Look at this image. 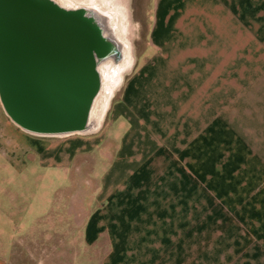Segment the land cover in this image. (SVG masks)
Returning a JSON list of instances; mask_svg holds the SVG:
<instances>
[{
  "label": "crops",
  "instance_id": "crops-1",
  "mask_svg": "<svg viewBox=\"0 0 264 264\" xmlns=\"http://www.w3.org/2000/svg\"><path fill=\"white\" fill-rule=\"evenodd\" d=\"M152 9L112 105L124 131L103 202L80 230L93 258L78 264H264V0H152ZM0 155L5 176L31 166L20 150ZM5 233L0 264H20Z\"/></svg>",
  "mask_w": 264,
  "mask_h": 264
},
{
  "label": "rangeland",
  "instance_id": "rangeland-1",
  "mask_svg": "<svg viewBox=\"0 0 264 264\" xmlns=\"http://www.w3.org/2000/svg\"><path fill=\"white\" fill-rule=\"evenodd\" d=\"M55 1L66 11L87 16V9L80 0H64L67 4L63 6L68 8L60 5L63 0ZM128 5L135 26L131 44L136 62L147 43L152 0H128ZM131 74L129 72L124 77L102 127L96 133L53 135L29 132L10 118L0 100V146L20 150L23 161L32 166L22 175L9 167L7 176L0 171L3 207L0 227L4 226L7 231L5 238H14V252L21 258L20 264H61L60 259L62 264H78L93 258L80 230L88 215L103 202L98 197L104 195L100 194V189L103 190L100 185L115 154L117 143L113 137L124 131L123 119L115 122L111 109L121 98ZM112 120L119 122L118 131H113ZM2 163L0 155V167ZM12 197L14 200L10 202ZM12 223L20 225L19 232L12 230ZM29 227L33 229L29 230ZM24 240L31 244H25Z\"/></svg>",
  "mask_w": 264,
  "mask_h": 264
},
{
  "label": "water",
  "instance_id": "water-1",
  "mask_svg": "<svg viewBox=\"0 0 264 264\" xmlns=\"http://www.w3.org/2000/svg\"><path fill=\"white\" fill-rule=\"evenodd\" d=\"M72 13L44 0H0V100L27 131L86 125L99 86L98 40Z\"/></svg>",
  "mask_w": 264,
  "mask_h": 264
},
{
  "label": "bare ground",
  "instance_id": "bare-ground-1",
  "mask_svg": "<svg viewBox=\"0 0 264 264\" xmlns=\"http://www.w3.org/2000/svg\"><path fill=\"white\" fill-rule=\"evenodd\" d=\"M44 1L60 8L55 0ZM79 2L87 9V16L85 17L81 12L72 14L91 27L98 40V47L93 49V54L99 86L90 104L85 127L68 132L52 133L53 135L90 134L99 131L114 94L135 62L131 44L135 26L131 21L128 0H80ZM60 3L62 6L64 3L67 4L64 0ZM63 7L68 8L67 5ZM60 9L66 11L63 8Z\"/></svg>",
  "mask_w": 264,
  "mask_h": 264
}]
</instances>
